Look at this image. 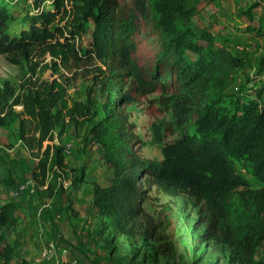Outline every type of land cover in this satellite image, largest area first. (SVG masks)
<instances>
[{
	"label": "trees",
	"instance_id": "trees-1",
	"mask_svg": "<svg viewBox=\"0 0 264 264\" xmlns=\"http://www.w3.org/2000/svg\"><path fill=\"white\" fill-rule=\"evenodd\" d=\"M51 1L52 7L35 16L28 27L11 34L8 29L14 14L0 0V55L10 64L27 63L34 69L38 61H33L48 54L50 62L45 66L57 75L47 91L39 84L23 97L19 119L18 136L30 153L39 156L37 165L42 171L47 153L41 148L51 123L60 134L70 126L78 131L88 116L86 104L67 94L61 69L78 65L83 58L75 40L81 36V15L88 11L91 0H83L81 6L71 0ZM188 1L129 0L124 4L93 0L97 28L90 52L102 59L104 68H98L92 85L105 100L104 115L89 127V134L113 176L107 185L92 182V204L117 231L128 232L142 215L140 182L152 183L169 195L187 192L205 227L203 236L253 251L264 241V79L251 87L254 95L247 101H236L232 112L225 110L221 97L234 82L233 71L244 65V57L227 42H215L207 30L196 33L189 28ZM262 2L255 0V6ZM69 15L76 28L67 30L54 24ZM143 24L157 32L160 42L151 65L136 59ZM185 50L194 52L195 58H189ZM149 95H155L150 103L170 112L174 125L170 133L178 131L181 147L200 160L245 154L263 185L252 188L237 176L215 181L190 172L174 174L165 162L142 157L128 106ZM190 125H194V134L188 131ZM57 163H62L60 155ZM16 222L15 204L9 200L1 203L0 264L9 263L18 245L4 236Z\"/></svg>",
	"mask_w": 264,
	"mask_h": 264
},
{
	"label": "rangeland",
	"instance_id": "rangeland-1",
	"mask_svg": "<svg viewBox=\"0 0 264 264\" xmlns=\"http://www.w3.org/2000/svg\"><path fill=\"white\" fill-rule=\"evenodd\" d=\"M3 1L14 14L8 29L11 34L28 27L35 16L52 7L51 0ZM71 1L83 4V0ZM120 1L126 4L129 0ZM65 5L68 8L69 3ZM188 5L189 28L196 33L207 30L215 42H227L244 57V65L233 71L234 82L220 101L232 112L235 102L247 101L254 95L251 87L264 79V4L255 6V0H189ZM87 8L80 19L83 31L75 40L83 58L61 72L67 94L86 104L88 116L78 131L70 126L60 134L58 126L51 123L41 148L47 153L45 171L37 165L39 156L30 153L20 140L18 129L23 97L39 84L47 91L57 76L45 66L50 56L33 61H38L33 69L27 63L10 64L0 55V204L13 202L17 216L16 224L4 231L7 242L18 243L8 264H264V241L252 251L203 236L205 227L187 192L169 195L152 183L140 182L142 215L128 232L117 231L93 207L92 182L107 185L113 169L103 161L100 147L89 134V127L104 115L105 96L92 85L104 62L90 52L97 28L93 0ZM54 24L67 30L76 28L71 15ZM157 36L149 25H141L138 63L152 64L160 46ZM185 54L191 59L196 56L189 50ZM154 96L138 97L128 106L142 157L165 162L174 174L190 172L215 181L237 176L252 188L263 185L245 154L200 160L181 147L178 131L170 133L174 129L170 112L150 103ZM188 131L194 134V125ZM23 184L27 187L17 193Z\"/></svg>",
	"mask_w": 264,
	"mask_h": 264
},
{
	"label": "built area",
	"instance_id": "built-area-1",
	"mask_svg": "<svg viewBox=\"0 0 264 264\" xmlns=\"http://www.w3.org/2000/svg\"><path fill=\"white\" fill-rule=\"evenodd\" d=\"M25 187H27V184H23L21 186H19V189L17 190V193L20 192V190L24 189ZM50 248H52V246H49Z\"/></svg>",
	"mask_w": 264,
	"mask_h": 264
}]
</instances>
